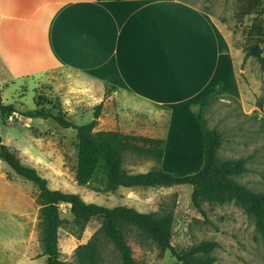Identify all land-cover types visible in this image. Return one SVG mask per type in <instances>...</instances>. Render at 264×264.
Instances as JSON below:
<instances>
[{"label": "rangeland", "instance_id": "1", "mask_svg": "<svg viewBox=\"0 0 264 264\" xmlns=\"http://www.w3.org/2000/svg\"><path fill=\"white\" fill-rule=\"evenodd\" d=\"M189 1L222 24L235 49L234 65L242 89V100L237 99L236 102L230 98L232 96H221L205 112L207 125L216 128L222 137L218 155L235 158L261 147L247 161L248 170L234 176V179L252 190H264V141L251 125L258 121V117L251 116L252 110L259 108L256 103L264 97V67L260 66L255 56H244L243 28L249 26L255 14L247 15L241 23H237L234 17L235 0ZM259 17L264 29V13ZM261 47L264 51V39ZM127 95L116 84L103 83L92 75L65 67L39 76L8 80L0 84V101L12 104L17 112L11 115V119L8 116L3 121L0 117L2 142L22 162L34 166L53 188L77 192L85 201L106 206L123 204L141 212H170L173 218L171 244L177 249H184L201 240H214L217 247L212 251L215 258L212 264H264V239L257 233L253 217L239 206L232 202L204 203V213H201L192 205V187L186 183L120 187L115 191L98 189L95 183L78 185L75 180V130L60 126L52 118H30L20 113L33 108L58 107L79 124L90 121L96 105L101 103L96 129L162 137L167 123L166 109L141 102H127ZM156 167L157 161L150 155L129 151L124 156V168L129 172ZM197 169L193 164L177 160L175 164L163 168L174 175L191 174ZM37 193L35 184L16 175L0 160V224L6 228L2 232L11 234L13 262L22 260L20 264H46V255H41L43 247ZM61 216L70 218L67 204H61ZM98 227L99 221L94 219L81 229L73 223H64L59 228L58 248L62 264H79L74 255L75 247L88 241ZM125 237L139 264H181L169 250L161 252L154 242L140 235L134 227L125 229ZM31 258L35 259L28 260ZM97 264H121L111 243H102L101 258Z\"/></svg>", "mask_w": 264, "mask_h": 264}, {"label": "crops", "instance_id": "2", "mask_svg": "<svg viewBox=\"0 0 264 264\" xmlns=\"http://www.w3.org/2000/svg\"><path fill=\"white\" fill-rule=\"evenodd\" d=\"M234 50L222 24L189 0H0V84L65 67L118 85L127 102L166 109L161 168L199 169L204 105L242 100ZM263 104L253 107L264 113ZM5 229L0 264H20Z\"/></svg>", "mask_w": 264, "mask_h": 264}, {"label": "trees", "instance_id": "3", "mask_svg": "<svg viewBox=\"0 0 264 264\" xmlns=\"http://www.w3.org/2000/svg\"><path fill=\"white\" fill-rule=\"evenodd\" d=\"M263 13V0H235L234 17L237 23H241L247 15L255 14L249 26L243 28L244 56H255L261 67H264V51L261 47L264 29L259 15ZM220 97H210L202 109L204 131L202 163L197 171L186 175H174L159 166L164 151V138L125 133L120 130L96 129L101 103L96 105L90 121L79 124L68 118L65 111L58 107L33 108L20 113L30 118H52L60 126L75 130L77 154L75 180L78 185L95 183L98 189L115 191L120 187L190 184L191 203L198 211L204 213V203L232 202L242 208L248 216L253 217L256 231L264 239V190H252L234 179V176L248 170L247 161L261 147L235 158L219 157L218 150L222 144V137L216 128L207 125L205 112ZM263 102L264 97H261L256 106L261 108ZM15 112L17 110L12 104L0 101V117L3 121ZM251 116L258 117V121L251 125L252 129L257 131V136L264 141V113L254 109ZM129 151L154 157L157 167L139 172L127 171L124 168V156ZM0 160L16 175L37 187L40 240L42 254L46 255V264H62L58 248V230L64 223H73L81 229L94 219L99 221L98 229L88 241L78 244L74 249L79 264H97L101 258L103 242L112 244L121 264H139L125 237V229L129 227H134L140 235L154 242L161 252L169 250L181 264H212L215 260L212 251L217 247V242L214 240H201L184 249H177L171 244L173 218L170 212L162 214L152 211L141 212L123 204L106 206L85 201L77 192L53 188L34 166L21 161L2 142L1 136ZM61 204L68 205L69 219L61 216Z\"/></svg>", "mask_w": 264, "mask_h": 264}, {"label": "built area", "instance_id": "4", "mask_svg": "<svg viewBox=\"0 0 264 264\" xmlns=\"http://www.w3.org/2000/svg\"><path fill=\"white\" fill-rule=\"evenodd\" d=\"M9 118L11 119V118H12V116H11V115H9Z\"/></svg>", "mask_w": 264, "mask_h": 264}]
</instances>
